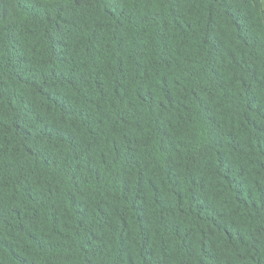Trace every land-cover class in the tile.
Segmentation results:
<instances>
[{
  "label": "trees",
  "instance_id": "16d2710c",
  "mask_svg": "<svg viewBox=\"0 0 264 264\" xmlns=\"http://www.w3.org/2000/svg\"><path fill=\"white\" fill-rule=\"evenodd\" d=\"M0 264H264V0H0Z\"/></svg>",
  "mask_w": 264,
  "mask_h": 264
}]
</instances>
